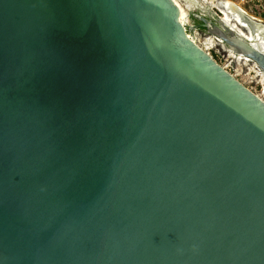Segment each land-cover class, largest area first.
Returning a JSON list of instances; mask_svg holds the SVG:
<instances>
[{
	"label": "water",
	"instance_id": "obj_1",
	"mask_svg": "<svg viewBox=\"0 0 264 264\" xmlns=\"http://www.w3.org/2000/svg\"><path fill=\"white\" fill-rule=\"evenodd\" d=\"M181 1L0 0V264H264V100L191 34L264 76V21Z\"/></svg>",
	"mask_w": 264,
	"mask_h": 264
},
{
	"label": "rangeland",
	"instance_id": "obj_2",
	"mask_svg": "<svg viewBox=\"0 0 264 264\" xmlns=\"http://www.w3.org/2000/svg\"><path fill=\"white\" fill-rule=\"evenodd\" d=\"M182 7L184 13L188 14V8L181 0H176ZM206 3H210L213 6L217 1L222 0H204ZM240 6L247 14L255 17L256 19L264 21V0H229ZM192 20L188 18V24H191ZM194 35V39L204 48L210 49V52L214 59L221 64L227 66L228 70L244 85H246L252 91L260 94L264 97V81L260 75L256 65L246 59L240 57H234L230 53H225L220 46H217L215 38L206 35L205 32H201L197 29L191 31Z\"/></svg>",
	"mask_w": 264,
	"mask_h": 264
},
{
	"label": "bare ground",
	"instance_id": "obj_3",
	"mask_svg": "<svg viewBox=\"0 0 264 264\" xmlns=\"http://www.w3.org/2000/svg\"><path fill=\"white\" fill-rule=\"evenodd\" d=\"M175 2L177 3V5H178V7H179V10H180V15H181V19H182V22H184V23H188V19H187V17H186V14L184 13V11H183V9H182V7L180 6V4H178V2L175 0ZM230 1L229 0H222V1H217V3H216V5L215 6H213L214 8L215 7H217V8H219V9H221V10H224L223 9V7L226 5V4H228ZM232 2V1H231ZM233 3V2H232ZM210 4V3H209ZM235 4V3H234ZM186 6H187V8H189L190 7V5H188V4H185ZM211 5V4H210ZM236 5V4H235ZM212 6V5H211ZM238 6V5H237ZM225 15H226V18L227 19H231V15L230 14H226L225 13ZM233 17V16H232ZM243 34H245L243 31H241ZM212 37V36H211ZM248 37H249V35H248ZM194 38V37H193ZM214 38V37H213ZM216 39V38H215ZM195 40V39H194ZM216 41H217V43H220L217 39H216ZM259 45H260V47L264 50V42H260L259 43ZM240 58H242V57H240ZM242 59H246V58H242ZM246 60H249V59H246ZM260 73V72H259ZM260 75L263 77V81H264V76L260 73ZM263 94H264V90H263Z\"/></svg>",
	"mask_w": 264,
	"mask_h": 264
},
{
	"label": "flooded vegetation",
	"instance_id": "obj_4",
	"mask_svg": "<svg viewBox=\"0 0 264 264\" xmlns=\"http://www.w3.org/2000/svg\"><path fill=\"white\" fill-rule=\"evenodd\" d=\"M204 16H205L206 18H208V19L214 21V17H213L211 14H205ZM193 22H194L195 25H201V22L198 21V20H194ZM197 30H199V31H201V32H204V31H205V29H204V28H201V27H198ZM217 46H219V44H217ZM221 49H223V48H221Z\"/></svg>",
	"mask_w": 264,
	"mask_h": 264
},
{
	"label": "built area",
	"instance_id": "obj_5",
	"mask_svg": "<svg viewBox=\"0 0 264 264\" xmlns=\"http://www.w3.org/2000/svg\"><path fill=\"white\" fill-rule=\"evenodd\" d=\"M196 41V43H198V41L197 40H195ZM199 44V43H198ZM200 45V44H199ZM203 47V46H202ZM204 48V47H203ZM204 49H206L207 50V52L212 56V54H211V52H210V49H207V48H204ZM213 57V56H212ZM214 58V57H213ZM216 60V59H215ZM217 61V60H216ZM218 62V61H217ZM220 65H222L227 71H229L228 70V68H227V66L226 65H224V64H221L220 62H218ZM230 72V71H229ZM231 73V72H230ZM232 74V73H231ZM251 90V89H250ZM254 92V91H253ZM255 94H257L262 100H264V97H262L260 94H258V93H256V92H254Z\"/></svg>",
	"mask_w": 264,
	"mask_h": 264
}]
</instances>
